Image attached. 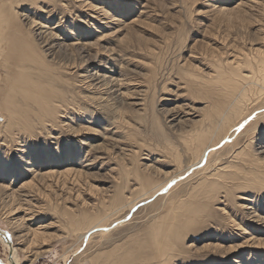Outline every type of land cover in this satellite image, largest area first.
<instances>
[{"label": "rangeland", "instance_id": "374dc122", "mask_svg": "<svg viewBox=\"0 0 264 264\" xmlns=\"http://www.w3.org/2000/svg\"><path fill=\"white\" fill-rule=\"evenodd\" d=\"M2 1L34 36L42 30L57 35L54 50L68 57L61 64L74 102L72 122L47 129L27 125L37 106L28 103L26 117L24 102L8 96L6 86L0 90V161L7 163L0 166V231L8 232L20 262L124 264L128 257L125 264L145 258L137 264H264V188L247 186L228 196L202 179L220 164L235 163L232 156L249 141L250 151L264 150V103L247 110L231 138L208 150L198 166L187 167L193 155L183 142L203 124L209 99L200 93L202 81L230 73L237 61L245 74L261 72L264 0ZM32 17L41 28H29ZM3 46L1 61L16 52ZM19 70L25 73L27 65ZM100 96L112 99V112L95 107ZM9 103L19 109L9 111ZM79 105L95 116L88 118ZM11 115L18 124L12 131L5 120ZM49 168L55 178L42 177ZM7 210L14 211L1 216ZM16 217L23 225L6 222ZM90 218L104 226L90 230ZM161 224L172 242L158 263L145 244ZM27 228L45 239L25 251ZM9 257L0 240V261Z\"/></svg>", "mask_w": 264, "mask_h": 264}, {"label": "bare ground", "instance_id": "6f19581e", "mask_svg": "<svg viewBox=\"0 0 264 264\" xmlns=\"http://www.w3.org/2000/svg\"><path fill=\"white\" fill-rule=\"evenodd\" d=\"M6 3L7 2H3V4L0 5V59L2 58L3 52L5 50L3 44H8L10 48L11 47L15 48L16 52L13 53V50H12V53H10L8 56H6L3 59V61L0 60V65L5 67L4 75L0 74V82L3 83V85L0 86V90L3 86H6V88H9L10 93L7 95L10 97L15 96L17 98H20L21 101H23L25 104L24 108L27 107L28 103H32L35 106H37V107H33V113H32L33 119L31 118L32 123L28 121L27 125H46L45 128L48 129L47 125H52V126L53 125H60V124H63L65 119H66L67 123L72 122V107H74L73 106L74 102L72 101V82H71L70 78H64L63 77L64 76L63 70L65 68L62 67V65H64V64H61V61L64 58L67 60L68 57L62 58L59 55L61 52L59 50H61V49L56 50V51L54 50L59 44V43L55 44V42H54L56 40L55 37L57 35H55V34L52 35L51 32H46V30L45 31L42 30V31H39V33H37L36 36H34L32 32H30L27 29H24L20 25L18 18H17L18 16L16 14H13L11 12H10V14H8V12H7L8 8H7ZM29 24H30L29 28L33 29V28L37 27V25L39 23H37V21L34 20L32 17ZM41 27H42V25L40 24V26L37 27V29H39ZM44 27H46V26H43V28ZM1 28H2V30H1ZM3 31H5V32L3 33ZM55 45H57V46H55ZM258 55L261 58L262 64H264V52H259ZM10 61L14 64L9 65L8 63ZM236 64H237L236 66H234V65L232 66L230 73L225 74L224 76H222L220 78L214 76L212 78H209V81H202L201 84L198 85V87H200V91H201L200 93L203 94L202 91L205 90L206 94H207V97H205V98L206 99L208 98L209 100L207 101L208 102L207 103V109L203 113V115H202L203 117L200 119V122H202L203 124L200 125V127L197 128L196 131L187 135L183 141L185 146L187 147V149L191 150L192 155H193L192 161H191L190 165H188L187 167L198 166L200 164L201 160L203 159V157L206 156V153H208V150L210 151V149H213L217 145L224 143V141L226 142L227 140H229L231 138L230 137L231 136L230 135L231 130L237 124L238 119L241 116H243L247 110H249V109L251 110L252 108H255V109L260 108L263 106V103H264V79L262 82H259V80H261V79L258 78V76H259V74H261V76L264 78V66L261 68V72L258 71L259 72L258 74L254 73V71H253L254 69H252V68H251V74H245L246 72L245 73L243 72L244 67H243L242 63L237 61ZM26 65H27L26 72L25 73L21 72L19 69H21L22 67H25ZM68 65H69V67L72 68V63H66L65 62V66H68ZM145 66H147V65H145ZM185 73H187V71ZM111 87H112V85H111ZM115 91L116 90H114L113 92L115 93ZM116 94L117 93H115V95ZM97 95H99V93ZM108 96H106L105 98H103L101 96L98 97L97 101H99V102L95 106L97 108H98V106H100V108H98L99 110L100 109L102 110L103 108H105L106 113L112 112L114 109V107H113L114 102L111 101L112 99L111 98L109 99ZM116 96H118V95H116ZM92 99H93V97L89 98V100H92ZM7 107L9 109V111L19 109L16 105H14L12 103H9L7 105ZM78 107L80 109H83V113H85V114H90V115L94 114V111H92V110L90 111L89 108L86 106L79 105ZM97 110H95V111H97ZM29 111H30V108H25L21 112L24 115H26V117H27V114L29 113ZM89 111H90V113H89ZM10 113H12V112H10ZM95 113L97 114V112H95ZM12 114H14V112ZM92 115L89 116L88 118H93ZM99 115H100V113H99ZM263 115L264 114L261 113V116H263ZM93 116H95V115H93ZM63 117H65V118H63ZM61 118H63L64 120L63 119L61 120ZM14 119H15L14 115H11L9 117V119H7V118L5 119V120H7V124L9 125L8 129H11V131L14 128V125H18L16 123L17 121L13 122ZM112 122L116 123L117 121H115V119H114L111 121V123ZM262 124L264 126V122ZM20 125H22V124H20ZM263 131H264V127L261 128L259 132H263ZM228 136H229V139H228ZM262 141H264V140H262ZM248 143L251 144L250 141ZM248 143L241 150H239L238 152H235V154L232 156L231 159H233L232 161L235 163H233V164L231 163V164H228L227 166H223V167L220 166L222 164H220L219 166H217L218 165L217 164L216 165L217 167H214L212 170L208 171L210 173L206 172L207 173L206 175H202V177H203L202 179H203L204 183H206V182L208 183V182L212 181L215 184L214 185L215 187L216 186L223 187L226 190L225 195H228V196L232 195L231 190L242 189L243 187H247V186H255V188H260V187L264 188V150H261L260 151L261 153L258 152L259 154L255 153V150H254V152H252V150L250 151V149H248V147H247ZM174 160H175V158H174ZM3 164H4V167L7 166V163L5 161H0L1 167ZM234 164H236L238 168H236L235 171H228L227 170L228 167L234 166ZM177 168H178V166H177ZM67 172L68 171H64V173H67ZM55 173H57V172L53 171L52 169L50 171V168H49V170L47 172H45L42 175V177L52 178V177H54L53 175ZM69 173L70 172H68V174ZM68 178H70V177H68ZM27 183L28 182L22 184L23 187ZM159 188H160V185H157L155 188L148 190V191H145V194L151 195V194L155 193V191H157ZM12 195H14V194H12ZM214 195H215V192H213V194L210 193L209 197L212 198ZM8 198H9V195H8ZM119 198L120 197L118 196L116 198V200L117 199L119 200ZM14 200H12V201H14ZM16 205H18V204H16ZM177 205H179V204H177ZM11 208H13V207H11ZM17 208H18V206H17ZM7 209H9V208H7ZM12 211H14V210H10V211L6 212L5 214H1V216L5 215L7 217H10L9 213H11ZM71 217H73V216H71ZM253 217L256 220L262 219V217H260V216H253ZM74 220H76V219L72 218V220H70L69 223L72 224V222H74ZM89 220H90V223L93 224V225H91L90 230H92L95 227H99V226L103 227L104 226V224L102 223V219H98L96 222H93V223L91 222L92 218H90ZM6 222L10 226H14V225L21 226V225H23L22 219L17 218V217L12 218V219L10 218V220H7ZM101 225H103V226H101ZM154 225H155V223H154ZM19 230H20V232H24V229H22V230L19 229ZM168 230H169L168 227L164 226V224H161L157 227V229L155 230V233L153 232V229H152V232L154 233V235H152L153 237L151 236V238H150L147 236V239H146V240H148L147 244H145V242L143 241L145 245H151V247H153L154 254H151V253H149V254L153 255V258H155L158 261V263H160V260L162 258L165 260V258L167 257V255L169 253L167 251L171 245V244L169 245L171 238H170V240H169V238L168 239L166 238ZM26 232H27V234L29 233L30 239L26 240L24 238L26 240V242L24 240V242H25L24 245L26 244V246L24 247L25 251L28 248H30L29 245H33L34 243L37 244L38 241L41 242L40 240H38L40 235H41L40 234L41 232L38 231L37 229L27 228ZM83 232H85V231H83ZM22 236L23 235L21 234V237ZM43 236H45V235H43ZM43 236H41V237H43ZM83 236L84 235H81L80 237L83 238ZM43 238L45 239V237H43ZM10 239L11 238H10L8 232L0 231V240L3 242V244L9 250V254H10L9 259H6L5 261H0V264H22L20 262L21 258L19 257V255L15 251L16 249H14ZM174 244H176V242H174ZM133 245H132V249H133ZM145 245H143V246L145 247ZM138 246L141 249L140 245H138ZM147 248L152 249L149 246ZM128 249H130V247H128ZM181 251H182V249H181ZM37 252H39V251H37ZM37 252H35V253H37ZM127 253H125V256H127L126 255ZM170 253H171V251H170ZM128 254L130 255L131 253L129 252ZM146 254H148V253H146ZM146 254H145V256H146ZM178 254H180V253H178ZM31 256H33V255H31ZM143 257L144 256L142 255L141 258H143ZM127 258L128 257H126L124 259V262H123L124 264L128 262L129 259H127ZM151 258H152V256L150 257V259ZM153 258H152V260H153ZM137 259H138V257H137ZM137 259H135V260H137ZM145 259H143V260L141 259V260L144 261ZM150 259L147 258V260H149L148 262H150ZM131 260H132V258H131ZM141 260H138V262ZM27 262H29L28 264H32L31 260H27ZM132 262H134V261L132 260ZM137 263H135V264H137ZM162 263H165V262L161 261L160 264H162Z\"/></svg>", "mask_w": 264, "mask_h": 264}, {"label": "snow or ice", "instance_id": "6c2138e0", "mask_svg": "<svg viewBox=\"0 0 264 264\" xmlns=\"http://www.w3.org/2000/svg\"><path fill=\"white\" fill-rule=\"evenodd\" d=\"M173 183H174V181H173ZM169 187H171V185H169Z\"/></svg>", "mask_w": 264, "mask_h": 264}]
</instances>
